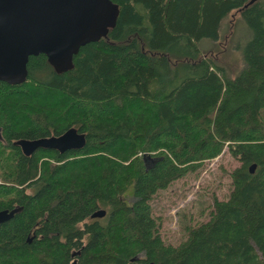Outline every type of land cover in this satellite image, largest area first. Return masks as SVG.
Instances as JSON below:
<instances>
[{
  "label": "trees",
  "instance_id": "obj_1",
  "mask_svg": "<svg viewBox=\"0 0 264 264\" xmlns=\"http://www.w3.org/2000/svg\"><path fill=\"white\" fill-rule=\"evenodd\" d=\"M111 2L115 25L72 69L39 54L23 83L0 81V210L19 208L0 264H264V0ZM233 10L250 37L231 78L198 42ZM71 127L82 149L14 145ZM224 151L239 163L227 198L165 242L152 200Z\"/></svg>",
  "mask_w": 264,
  "mask_h": 264
},
{
  "label": "water",
  "instance_id": "obj_2",
  "mask_svg": "<svg viewBox=\"0 0 264 264\" xmlns=\"http://www.w3.org/2000/svg\"><path fill=\"white\" fill-rule=\"evenodd\" d=\"M117 15V5L111 0H0V81L23 83L28 58L39 54L45 55L58 73L72 69L80 47L104 37ZM85 142V134L71 127L60 135L19 139L14 145L30 156L40 148L59 153L79 150ZM18 210H0V224ZM105 215L106 211L99 209L91 218Z\"/></svg>",
  "mask_w": 264,
  "mask_h": 264
},
{
  "label": "rangeland",
  "instance_id": "obj_3",
  "mask_svg": "<svg viewBox=\"0 0 264 264\" xmlns=\"http://www.w3.org/2000/svg\"><path fill=\"white\" fill-rule=\"evenodd\" d=\"M249 37L240 12L233 10L223 19L218 37L201 39L198 46L202 52H209L233 78L243 67L242 48ZM238 165V161L224 151L217 158L204 160L194 173L177 179L152 200L153 215L158 219L159 233L165 242L182 241L181 228L185 221L196 224L208 219L213 198H227L231 187L228 173Z\"/></svg>",
  "mask_w": 264,
  "mask_h": 264
}]
</instances>
